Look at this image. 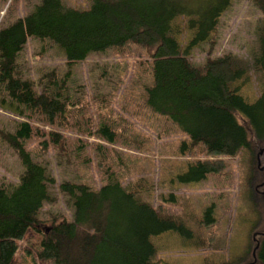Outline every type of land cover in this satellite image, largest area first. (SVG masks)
Masks as SVG:
<instances>
[{
    "label": "trees",
    "instance_id": "16d2710c",
    "mask_svg": "<svg viewBox=\"0 0 264 264\" xmlns=\"http://www.w3.org/2000/svg\"><path fill=\"white\" fill-rule=\"evenodd\" d=\"M231 1L89 0L86 8L78 9L65 6L62 0H38L25 15L0 26V90L4 94L0 106L18 116L36 112L47 123L63 110L58 92L53 95L45 88L36 92L32 82L18 74L16 58L28 37L47 39L60 47L67 64L132 43L152 50L145 105L185 135L188 141L181 142L182 149L200 145L208 156H234L248 149L251 140L264 141V0H251L262 13L257 49L250 61V70L262 79V87L252 102L239 94L246 73L230 54L206 58L201 65L188 59L190 50L215 31ZM33 130L27 120L17 122L12 132L0 130L23 167L15 185L0 187V264H12L15 241L35 227L43 203L50 201L48 187L53 178L25 148ZM98 131L106 142L113 141L106 125ZM49 135L51 143L57 144L56 134ZM41 144L45 146V140ZM220 169L219 162L196 160L177 179L200 181ZM132 186L124 187L116 179L97 189L83 183L59 184L71 201L72 219L51 223L44 230L37 257L51 264H152L156 250L151 235L168 230L189 235L182 223L142 199ZM209 214L210 208L205 212ZM250 264H264V235Z\"/></svg>",
    "mask_w": 264,
    "mask_h": 264
},
{
    "label": "rangeland",
    "instance_id": "374dc122",
    "mask_svg": "<svg viewBox=\"0 0 264 264\" xmlns=\"http://www.w3.org/2000/svg\"><path fill=\"white\" fill-rule=\"evenodd\" d=\"M37 1L0 0V26L25 15ZM62 2L78 9L89 4V0ZM261 18L251 0H232L209 39L188 55L193 65H201L206 58L230 54L234 64L245 69L239 94L247 102H252L262 87V79L250 70ZM151 51L127 43L67 64L62 49L51 41L27 38L16 58L18 74L29 79L36 92L44 88L53 95L58 92L63 110L47 123L36 112L18 116L9 107L0 106L1 131L12 132L16 123L24 120L32 125L35 131L25 141V148L53 178L48 187L50 201L43 203L35 227L15 241L12 264H51L37 257L42 233L51 223L72 219L71 201L59 184L83 183L97 189L111 179L124 187L134 185L142 199L189 230L188 236L173 230L151 235L156 250L152 264L251 260V235L264 231V206L255 191L258 141L251 140L248 149H240L234 156H208L200 145L182 149L181 142L188 141L185 135L145 105ZM3 96L0 90V98ZM102 125L113 133L111 143L100 137ZM49 132L56 134L57 144L51 143ZM196 160L219 162L221 169L200 181L180 183L177 175ZM22 170L15 151L0 137V187L15 185Z\"/></svg>",
    "mask_w": 264,
    "mask_h": 264
},
{
    "label": "flooded vegetation",
    "instance_id": "af4514ba",
    "mask_svg": "<svg viewBox=\"0 0 264 264\" xmlns=\"http://www.w3.org/2000/svg\"><path fill=\"white\" fill-rule=\"evenodd\" d=\"M261 143H262L261 141H258V143L256 144L258 147V151L257 154H255V168H256L255 170L259 178L257 179V183L255 185V191L257 193V196L262 200V204L264 206V146H262ZM254 233H256V235L253 238ZM253 234L251 235V241L253 242V246H254V244L256 242H259V239L263 237L264 231L258 230L253 232ZM251 260H252V249H251Z\"/></svg>",
    "mask_w": 264,
    "mask_h": 264
},
{
    "label": "water",
    "instance_id": "95a60500",
    "mask_svg": "<svg viewBox=\"0 0 264 264\" xmlns=\"http://www.w3.org/2000/svg\"><path fill=\"white\" fill-rule=\"evenodd\" d=\"M256 235V233L253 234V238ZM258 247V242H256L252 248V260L251 262H245V263H241V264H250L254 261V251L256 250V248Z\"/></svg>",
    "mask_w": 264,
    "mask_h": 264
}]
</instances>
